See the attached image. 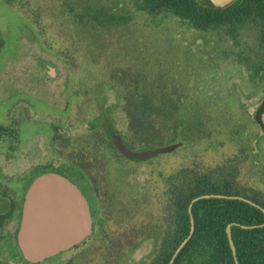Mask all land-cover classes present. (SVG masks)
Returning <instances> with one entry per match:
<instances>
[{
  "label": "rangeland",
  "instance_id": "374dc122",
  "mask_svg": "<svg viewBox=\"0 0 264 264\" xmlns=\"http://www.w3.org/2000/svg\"><path fill=\"white\" fill-rule=\"evenodd\" d=\"M96 9L119 23L94 33L87 23L88 13ZM144 19L137 18L131 0H0L6 41L0 56V125H12L14 117L20 124V141L0 143V186L9 198H0V214L9 211L11 202L18 209L0 238V264H29L16 241L19 212L25 191L44 166L81 184L75 172H82V164L75 165L58 142L54 146L52 125L60 126L61 138H75L83 147L90 143L85 166L93 163L92 156L98 162L90 175L83 174L97 185L95 209L104 231L99 235L98 226L85 246L45 264H148L170 225L166 180L180 170L222 168L238 186L264 197V131L257 116L264 87L256 86L247 71L259 49L256 33L244 29L234 40L220 36L224 32H202L178 22L159 26ZM66 58L74 62L66 63ZM138 75L148 77L141 86L149 83L165 91L167 100L195 109L198 122L192 138L179 136L165 123L163 139L148 148L185 145L136 163L93 136L86 120L107 112L129 149H146L133 145L124 110ZM73 90L79 91V108H74ZM218 101L240 106L214 105ZM246 149L239 167L229 165Z\"/></svg>",
  "mask_w": 264,
  "mask_h": 264
},
{
  "label": "trees",
  "instance_id": "16d2710c",
  "mask_svg": "<svg viewBox=\"0 0 264 264\" xmlns=\"http://www.w3.org/2000/svg\"><path fill=\"white\" fill-rule=\"evenodd\" d=\"M131 5L138 19L146 17V22L156 23L159 26L178 22L189 29L202 32L214 34L224 32L220 36L228 35L234 40L244 29L253 30L258 37L259 49L257 53H253L254 56L247 65L248 72L256 84L264 87V0H236L225 8H216L209 0H131ZM88 16L90 19L87 26L98 35L119 23L116 16L106 13L103 9L90 11ZM129 18L127 17V20ZM80 19L82 21V17ZM5 49L6 41L0 30V56ZM71 59L66 58V63H69L67 60L74 62L73 58ZM147 80V76L138 75L135 78L133 90L127 91L124 110L129 117L130 128L135 136L133 145H145L148 148L159 143L163 139L165 123L174 128L179 136L181 134V136L192 138V126L198 122L196 110L181 104L175 98L167 100L165 91L150 87L149 83L141 86V83ZM73 97H76L74 108H79L77 107L79 91L73 90ZM262 107L257 115L258 120H260ZM86 122L93 136L101 141L107 140L120 158L130 162L109 141L108 136L113 125L107 112L88 118ZM16 123L10 126L0 125V143L17 136ZM53 131L55 134L53 143L62 144L66 152H70L71 159L81 163L83 171L89 174L90 168L98 162L92 156L93 163L88 167L85 166V159L91 156L90 143L87 142V147H83L75 138H61L60 126L57 125H53ZM47 170L45 168L36 176ZM59 174L65 176L62 173ZM77 175L80 181L87 179L83 172H77ZM166 182L163 196L166 197L170 211V225L163 231L164 237L159 249L148 264H170L177 249L189 238L192 220L194 232L180 253L176 255L173 264H237V262L238 264H264V197L241 188L230 179L228 173L219 170L208 173L180 170L169 176ZM94 189L92 185L81 187L84 192H90L84 194L91 198L93 207L96 204V196L92 193ZM7 194L8 191L0 187V197H8ZM147 204L149 205L150 202L147 201ZM16 209V204L11 202L9 211L0 214V236L8 222L14 218ZM96 213L95 210V216ZM19 215L21 219L22 209ZM97 225L99 226L98 234L101 235L104 224L100 220ZM229 226L236 256L233 254L227 233ZM133 231H137L136 225H133ZM21 257L25 260L22 253Z\"/></svg>",
  "mask_w": 264,
  "mask_h": 264
},
{
  "label": "water",
  "instance_id": "95a60500",
  "mask_svg": "<svg viewBox=\"0 0 264 264\" xmlns=\"http://www.w3.org/2000/svg\"><path fill=\"white\" fill-rule=\"evenodd\" d=\"M209 1L216 8H225L236 0ZM260 122L264 127V105L260 113ZM108 138L115 149L132 162H145L159 155L172 153L182 145V143H176L132 151L114 128L111 129ZM94 222V216L90 212L84 195L69 178L55 172L43 173L38 175L26 190L17 234L18 247L23 258L30 264H45L48 260L61 256L92 236ZM193 232L192 220L191 234L177 249L170 264L174 263L176 255L186 245ZM227 233L233 254L236 256L230 226Z\"/></svg>",
  "mask_w": 264,
  "mask_h": 264
},
{
  "label": "flooded vegetation",
  "instance_id": "af4514ba",
  "mask_svg": "<svg viewBox=\"0 0 264 264\" xmlns=\"http://www.w3.org/2000/svg\"><path fill=\"white\" fill-rule=\"evenodd\" d=\"M247 71H248V69H247ZM250 74V73H249ZM256 86H259V87H261L262 86V88H263V85H261V84H257ZM259 91H262V90H258V91H256V93H259ZM236 104H238L239 106H240V104L239 103H237V102H227V101H224V102H222V101H218V102H215L214 103V105H218L219 107H227V106H229V107H234ZM237 109H238V107H237ZM215 110H217V109H215ZM217 112H218V110H217ZM244 120H246V122L248 121H250L251 120V118L249 117V118H244ZM12 121H13V123H15V122H17L16 124V128H17V136H13L12 137V139H10V138H8L7 140H5V141H2V142H6V141H9V142H12V143H14V141L15 140H17V141H20V135H18L19 133H18V126L20 125L19 124V122H18V119L17 118H15L14 117V120L12 119ZM213 125H217V120H216V118H213ZM260 122V120H258V124H259V126H260V128L263 130V127H262V124H261V122ZM250 123V122H249ZM53 126V125H52ZM58 126V125H57ZM53 128V127H52ZM53 130V129H52ZM264 131V130H263ZM201 138V137H200ZM184 140V139H183ZM183 140H181V141H183ZM199 140H201V139H199ZM52 141H53V139H52ZM110 141V140H109ZM184 142V144L182 143V145H185V141H183ZM54 144V143H53ZM200 144H201V141H200ZM61 146H63L62 144H60ZM181 145V146H182ZM54 146H55V144H54ZM180 146V147H181ZM64 148V147H63ZM248 151H249V149H246L245 151H243L242 153H241V155H242V157L241 158H239V159H237V160H234V161H230L231 163H229V165L230 164H232L233 162H234V164H235V167H239L240 165H241V162H242V160H243V158L244 157H247V155H248ZM259 152V151H258ZM250 154V153H249ZM69 155H70V153H69ZM71 157V156H70ZM126 159V158H125ZM129 161V160H128ZM131 162V161H130ZM74 163V162H73ZM75 165H77L78 167L80 166V165H78V164H76V162L74 163ZM81 164V163H80ZM76 166V167H77ZM81 167V169H82V172L83 173H85L83 170V165L82 166H80ZM45 168H47L48 170H49V168L47 167V166H44L43 167V170L42 171H44V169ZM213 170H219V171H225V169H222V168H217V169H213ZM48 172V171H47ZM47 172H45V173H47ZM80 172V171H79ZM81 172V173H82ZM55 173H57V172H55ZM88 173V172H87ZM43 174V173H42ZM75 175L76 176H78L77 175V171L75 172ZM37 177V176H36ZM35 177V178H36ZM66 177V176H65ZM87 177V176H86ZM67 178H69V177H67ZM70 179V178H69ZM71 180V179H70ZM78 180H79V178H78ZM72 181V180H71ZM80 181V180H79ZM79 189H80V191H81V193L84 195V197H85V199H86V202H87V204H88V206H89V209H90V212H91V214L94 216V219H95V222H94V233H93V235L92 236H90V237H88L87 239H85L81 244H79V245H77V246H75V247H73L71 250H69L68 252H70V251H73V250H77V249H79V248H81V247H83V246H85L86 245V242L91 238V237H93L94 235H95V231H96V229H97V227H98V225H97V222H98V218H97V213H96V216H95V214H94V211L96 210L95 209V206H96V204H95V206L93 207L92 206V200H91V198H89V197H87V196H85V194L84 193H90V192H88V191H86V192H84L83 190H81V187H84V186H87V185H92L93 187H95V189L92 191V193H93V195L94 196H96L95 195V190L97 191L98 190V188H97V185H94L93 183H92V181L91 180H89V181H80L81 182V184H77V183H75L74 181H72ZM1 187V186H0ZM2 188V187H1ZM26 193V192H25ZM8 195V194H7ZM25 196V195H24ZM0 198H7V199H9L8 197H0ZM96 199H97V196H96ZM24 203V202H23ZM16 207H17V205H16ZM21 209H23V206L21 207ZM21 211V210H20ZM97 211V210H96ZM20 213V212H19ZM17 214H18V209H16V214H15V216H14V218L17 216ZM20 216V215H19ZM22 216V215H21ZM14 218L12 219V220H14ZM12 220H10L9 222H8V224L12 221ZM19 220H21V219H19ZM7 224V225H8ZM6 225V226H7ZM6 228V227H5ZM19 230V229H18ZM4 232V230L2 231V233ZM2 233H1V235H2ZM17 233H18V231H17ZM17 233H16V241H17ZM0 238H2L1 236H0ZM18 243V242H17Z\"/></svg>",
  "mask_w": 264,
  "mask_h": 264
}]
</instances>
